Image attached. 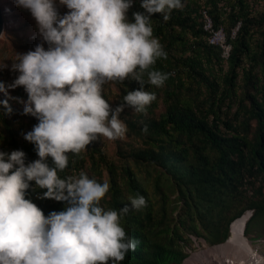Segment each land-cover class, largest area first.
Returning <instances> with one entry per match:
<instances>
[{"label": "trees", "instance_id": "16d2710c", "mask_svg": "<svg viewBox=\"0 0 264 264\" xmlns=\"http://www.w3.org/2000/svg\"><path fill=\"white\" fill-rule=\"evenodd\" d=\"M256 2L182 0L183 8L173 10L167 20L163 13L152 14L153 38L167 58H158L150 70L166 73L168 79L156 87L147 83L145 74L144 90L156 97L146 114L126 111L132 107L123 99L129 91L139 90V83L114 82L120 90L118 106L124 104L120 117L139 145H131L127 152L118 147L122 163L116 164L94 141L78 155L69 152L68 167L58 172L62 179L84 171L99 183L109 182L110 189L100 201L106 211L129 206L120 225L139 245L119 264H180L187 256L189 233L211 244L224 242L231 221L246 209L253 212L245 228L252 220L264 226V14L254 15ZM141 3L132 0L126 13L129 23L135 22L133 13L147 14ZM202 7L231 45L226 61L220 48L207 42ZM254 26L261 34L255 45ZM16 94L27 101L24 87ZM2 102L0 96V147L7 154L23 151L27 164L39 159L35 144L20 137L19 127L5 116L24 111L7 102L9 113ZM159 103L163 109L156 113ZM145 125L147 133L142 132ZM45 162L54 166L51 157ZM46 190L34 183L25 198L45 217L65 210L66 201L41 198ZM137 194L147 202L139 211L131 209L129 200Z\"/></svg>", "mask_w": 264, "mask_h": 264}, {"label": "clouds", "instance_id": "9594fccd", "mask_svg": "<svg viewBox=\"0 0 264 264\" xmlns=\"http://www.w3.org/2000/svg\"><path fill=\"white\" fill-rule=\"evenodd\" d=\"M16 3L30 10L50 47L46 51L37 45L17 55L19 62L13 64L20 75L10 87H24V113L39 121L24 136L35 144L39 159L26 166L23 151L0 152V264H119L139 245L120 225L129 206L106 211L100 201L109 182L99 183L84 171L62 179L58 172L68 167L69 152L78 155L100 137L125 136L127 126L119 118L124 104L110 107L102 95L105 83L138 82L139 90L123 99L146 114L156 97L144 90L145 74L156 87L168 79V74L150 70L158 58H167L153 38L150 17L163 13L169 19L173 10L183 8L182 0H142L147 14L133 13L134 23L126 17L132 0H60L70 10L62 18L53 0ZM0 91L6 93L3 84ZM2 103L10 113L7 101ZM142 132H148L147 125ZM30 181L47 189L41 198L66 201V209L45 217L25 198ZM129 200L137 211L147 204L140 194Z\"/></svg>", "mask_w": 264, "mask_h": 264}, {"label": "rangeland", "instance_id": "374dc122", "mask_svg": "<svg viewBox=\"0 0 264 264\" xmlns=\"http://www.w3.org/2000/svg\"><path fill=\"white\" fill-rule=\"evenodd\" d=\"M53 3L56 11L60 13L61 18L70 11L66 5L60 3V0H53ZM0 9L3 17V31L0 36V65H2L0 66V84H3L6 89V93L0 91V96L4 101L6 100L12 105L18 107L21 111H24L25 102L27 101L22 100L16 94L17 89L23 86L10 87L20 75V73L13 68V64L19 62L16 60V56L26 54L29 51H34L37 45H41L47 51L50 45L40 34L38 24L30 10L18 6L16 0H0ZM254 11V15L257 16L264 14V0H257L254 5ZM251 32V41L255 45V43L260 41L261 34L255 26L252 28ZM218 73L219 71H217V75ZM237 90L240 91V88ZM103 92L106 94L110 107L115 109L118 106L120 92L118 86L114 82L105 83L103 85ZM162 109L163 106L159 103L155 112L159 113ZM234 109L235 104L230 111H233ZM126 111L136 112L133 108H128ZM5 116L11 119L13 123L19 127L20 137L23 138L26 133L30 132L34 126L37 125L30 121L22 112L17 113L14 116H10L6 113ZM119 118L123 121L121 117ZM97 142L108 157L114 160L116 164L122 163V158L117 154L118 147L121 150L126 151L131 145L134 147L139 145L137 138L131 135L128 130L123 138L109 140L100 137ZM129 162L133 165L131 160H129ZM139 176L142 180H145L144 173L140 172ZM103 178H106L105 174ZM245 236L250 240L252 246L256 247L264 254V226L259 227L257 221L252 220L245 228Z\"/></svg>", "mask_w": 264, "mask_h": 264}, {"label": "built area", "instance_id": "2783aa9c", "mask_svg": "<svg viewBox=\"0 0 264 264\" xmlns=\"http://www.w3.org/2000/svg\"><path fill=\"white\" fill-rule=\"evenodd\" d=\"M201 14L202 28L207 33V42L209 44L218 46L221 50L222 59L226 61L230 55L231 45L227 42L223 29H215L213 27L212 19L203 7L201 8ZM239 24L240 22H238L233 28L232 35L235 34ZM0 152L4 153V150L1 147ZM25 165L27 166L26 162ZM34 183V181H30L29 186H33ZM252 212V209H246L240 217L247 215L248 219L252 215ZM240 217H237L231 221L229 225L228 237L224 242L221 243L211 244L206 242L202 237L189 233L188 237L190 238L191 242L190 244L184 246V251L187 252V256L180 264H264L259 255L261 252L256 247L253 246L254 253L248 255L236 250V245L229 242L230 237L233 235V223ZM244 229L245 225L243 227L242 234H244ZM248 241L250 242L249 239Z\"/></svg>", "mask_w": 264, "mask_h": 264}, {"label": "bare ground", "instance_id": "6f19581e", "mask_svg": "<svg viewBox=\"0 0 264 264\" xmlns=\"http://www.w3.org/2000/svg\"><path fill=\"white\" fill-rule=\"evenodd\" d=\"M247 220V215H244L233 223V235L230 237L229 242L234 243L236 245V250L239 252L251 255L254 253V247L250 244L245 234H242L243 227ZM259 255L264 262V254L259 253Z\"/></svg>", "mask_w": 264, "mask_h": 264}, {"label": "water", "instance_id": "95a60500", "mask_svg": "<svg viewBox=\"0 0 264 264\" xmlns=\"http://www.w3.org/2000/svg\"><path fill=\"white\" fill-rule=\"evenodd\" d=\"M3 31V17H2V11L0 9V36L2 34Z\"/></svg>", "mask_w": 264, "mask_h": 264}]
</instances>
